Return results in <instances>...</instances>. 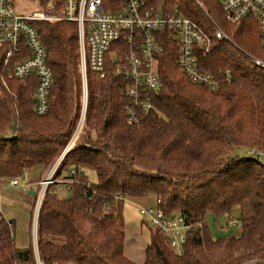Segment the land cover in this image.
<instances>
[{"label": "trees", "instance_id": "1", "mask_svg": "<svg viewBox=\"0 0 264 264\" xmlns=\"http://www.w3.org/2000/svg\"><path fill=\"white\" fill-rule=\"evenodd\" d=\"M40 1L44 6L62 2ZM147 1L166 14L191 18L210 35V49L196 50L201 67L213 73L218 87L198 84L182 71L175 43L164 32L153 106L132 124L124 108L127 82L113 72L108 57L104 80L89 73L94 79L88 84V132L81 139L78 134L55 173L56 179L73 181L68 183L71 193L60 196L57 183L47 187L36 248L33 243L19 246L13 220L0 212V264H264V68L248 55L257 57L264 49L258 23L249 17L227 24L221 0H203V9L194 0ZM211 19L223 22L239 47L213 36ZM38 26L54 73L50 111L35 113V75L10 79V92L4 88L1 78L20 57L7 67L2 48L0 178L55 165L71 140L81 107L76 25L62 20L40 21ZM28 112L39 118L29 120ZM253 149L262 154L250 153ZM73 168L76 175L70 174ZM81 168L93 171L97 180L90 181ZM124 197H153L157 202L148 207L154 210L151 215L139 209L142 225L150 231L143 263L125 254ZM34 198L36 204L38 191ZM158 208L168 216H186L190 227L182 254L171 246L172 233L152 222ZM233 209L242 221L239 235L214 237L207 216L215 214L228 233L237 227H228L225 218L222 226L219 220Z\"/></svg>", "mask_w": 264, "mask_h": 264}, {"label": "built area", "instance_id": "2", "mask_svg": "<svg viewBox=\"0 0 264 264\" xmlns=\"http://www.w3.org/2000/svg\"><path fill=\"white\" fill-rule=\"evenodd\" d=\"M202 4L200 0H196ZM58 13L35 10L27 14L20 13L15 7V0H0V50L5 48L4 63L8 66L15 56L20 57L7 70V75L24 79L35 75V113L45 116L50 111V96L54 86V73L48 63V50L40 32L38 22L66 20L78 26L81 63L80 71L85 82L88 74H94L104 80L107 76V60L113 64V72L121 75L127 82L123 88L129 98L125 105L128 120L136 124L141 112L153 106L155 88L159 81L157 71L158 55L163 49V35L169 38L177 48V60L182 71L194 82L217 88L219 81L210 71L201 67L197 50L208 51L212 44L210 35L191 18L180 13H168L147 0H62ZM226 19L232 24H239L248 17H254L260 29V42L264 47V0H221ZM161 37V39H160ZM218 39L227 38L221 30L216 31ZM113 53V56L110 54ZM256 66L264 68V60L253 57ZM227 79L230 72L226 70ZM86 92V90H85ZM76 131L62 154L53 166L50 175L40 182L38 190L37 212L50 184H64L58 187L70 191V179L54 181L61 159L75 140ZM251 153L261 154L253 150ZM87 173L81 168L80 172ZM26 172H24L25 174ZM78 170L73 168L71 175ZM21 176L11 179L13 186H22ZM121 198V196H118ZM129 198L124 197V200ZM142 213L151 215L154 211L148 207L139 208ZM38 214V213H37ZM36 214V215H37ZM228 227L242 229V221L233 214L225 213ZM152 222L167 233H172L171 246L182 254V245L186 242V231L190 225L186 216L177 214L168 216L164 210L155 211ZM37 219V216H36Z\"/></svg>", "mask_w": 264, "mask_h": 264}, {"label": "rangeland", "instance_id": "3", "mask_svg": "<svg viewBox=\"0 0 264 264\" xmlns=\"http://www.w3.org/2000/svg\"><path fill=\"white\" fill-rule=\"evenodd\" d=\"M62 1V0H61ZM192 1V0H191ZM195 3V5L201 7L202 9L204 8V1L200 0V3H198L196 0L193 1ZM15 7L17 9L18 12L20 13H24L27 14L29 12H33L35 10H42V11H46V12H50V13H58L61 8H62V2H60L59 4L55 3V1L51 2L50 4H48L47 6H44L41 4L40 0H15ZM162 9V7H160ZM249 18V17H248ZM254 20H256L254 17H251ZM247 19V18H245ZM244 19V20H245ZM212 20V24L211 26H213V36H216V31L217 30H221L225 33L227 38H223L225 40H228L230 42V44H233L236 47H239L238 43L231 37L230 34L227 33V29H225V26L223 25V22H218L214 19ZM242 20L241 23L244 21ZM62 21V20H60ZM58 22V21H57ZM70 22V21H68ZM74 23V22H71ZM227 24H229L228 21H226ZM77 27V32H78V26L76 23H74ZM252 27H253V23H249ZM256 25V24H255ZM233 26V25H232ZM257 26V25H256ZM255 26V27H256ZM254 27V30H255ZM259 25L257 26V31H258ZM258 34V32H257ZM78 37H79V33H78ZM259 37H260V29H259ZM218 39V38H217ZM220 40V39H219ZM259 43L261 45L260 39H259ZM262 46V45H261ZM263 47V46H262ZM264 48V47H263ZM241 49V48H240ZM243 51L246 53L247 51H245L243 49ZM255 54V53H254ZM114 54L111 53L110 56H113ZM252 55V54H251ZM257 58L264 60V49H260L258 52H256ZM253 57H256L254 55H252ZM80 63H81V53H80V41H79V67H80ZM81 73V71H80ZM90 77L92 79H94L91 76H89L88 74V80L87 82L84 81L83 76L81 74V96H80V101H81V107L79 110V114L78 117L76 119V126L74 129V132L77 129V134L75 139L77 138L78 134L80 133V139L83 138L84 136H86V131L88 132L87 126H85V119H86V115H87V108H88V104H89V79ZM15 80L13 77H9L6 73L5 75L1 78L2 81V85L4 86V88L10 92V87H9V80ZM86 90V92H85ZM32 96V93H31ZM30 107H32V104H30ZM33 112V111H32ZM35 118H39L38 116L32 114L31 112H28V119L29 120H33ZM85 126V128H84ZM84 129V132H83ZM12 133L11 131L8 132V134ZM74 134V133H73ZM75 141V140H74ZM82 141V140H81ZM241 151H243V149H240ZM254 150V149H253ZM250 150V153L253 151ZM259 151V150H257ZM261 152V151H260ZM262 154V152H261ZM53 165H48L46 167H44L43 169L41 168H32V169H27L25 174L24 172L22 174H18L16 176L22 175L21 176V183L23 184L22 186H18L19 189H15L12 188L10 190H2L1 194H0V212L3 216H5L8 219L14 218L16 220V229H15V233H16V241L18 243V245H23L24 243H26L27 240V227L28 226V222L30 220V211L28 210V195L29 193V189H26L25 191L22 188H26L28 184H26L25 182H28V179L30 180H38V182H34L31 185L35 187V189L38 191L39 189H41L40 186V182L45 180L46 177H48L50 175V172L53 168ZM89 180L92 182H95L97 180V176L96 174L91 171L88 170L87 172ZM14 176V177H16ZM14 177H10V178H3V180H11ZM53 179L54 181H60L61 178H57L55 177V175H53ZM0 178V185L3 181ZM31 183V182H29ZM59 187L64 186V184H58ZM59 195L60 196H66L69 195L71 192L70 191H63L62 189H59ZM156 199L151 197V198H139V199H128L124 205V209H123V214H124V218H125V222H126V226H127V235H128V241H127V245L129 246L132 243V240H134V243L136 244V246L138 247V250L141 252L143 251L144 247L146 246V244L150 241V231H149V227L142 225V217L139 214V208L141 207H156ZM35 207V212L33 214V227L31 226V230H32V240L31 243H33L34 248L36 245V240H37V219L35 216V213L37 214V202L34 205ZM233 215H237L238 211L237 209H233V211L231 212ZM225 217H221L219 222L221 223V225H225V220L228 218V216H226V214L224 215ZM38 218V216H37ZM229 219V218H228ZM207 223L209 225V229L211 234L214 237H218V238H222V237H226L229 235H235L238 236L239 235V230L242 229H237V228H232L230 230V232H225V230L220 228V225L217 221V217L215 214H209L207 216ZM228 226L229 223H228ZM31 232V231H30ZM25 245V244H24Z\"/></svg>", "mask_w": 264, "mask_h": 264}, {"label": "crops", "instance_id": "4", "mask_svg": "<svg viewBox=\"0 0 264 264\" xmlns=\"http://www.w3.org/2000/svg\"><path fill=\"white\" fill-rule=\"evenodd\" d=\"M36 168H40V169L42 168L43 169L44 167H36ZM1 179L3 180V178H1ZM10 181L11 180H5V179L2 181V183L0 185V194H1L2 190H10L12 188H15V189L18 188L19 189L18 186H13L12 184H10ZM29 182H31V183H29ZM34 182H38V180L33 181V180L28 179V182H25L26 184H28L27 187L26 188H22L24 191L26 189L30 188V190H29L30 194L28 195V206H27L28 210L30 211V220L28 222V226L26 225V227H27L26 231H27V234H28L26 243H24L25 245L23 244V245H19V246H27V245H29L31 243V240H32L31 226L33 227V223H34L33 222V214L35 212V207H34L35 198H34V194L32 193V191H36V189L31 184L34 183ZM35 216H36V213H35ZM37 216H38V214H37ZM10 220H13L14 231H15V229H16V220L14 218H11ZM127 234H126V241H125V254H126V256L129 257L130 259L134 260L137 263H143V261H144V249H143V251L140 252L138 250V247L134 243V240H132V243L128 246L127 245V241H128V235ZM15 240H16V233H15ZM16 243H17V241H16Z\"/></svg>", "mask_w": 264, "mask_h": 264}, {"label": "water", "instance_id": "5", "mask_svg": "<svg viewBox=\"0 0 264 264\" xmlns=\"http://www.w3.org/2000/svg\"><path fill=\"white\" fill-rule=\"evenodd\" d=\"M32 193H33L34 195H36V191H32Z\"/></svg>", "mask_w": 264, "mask_h": 264}]
</instances>
